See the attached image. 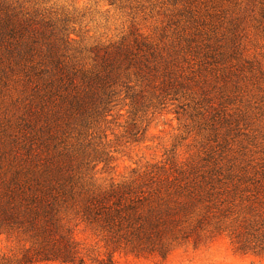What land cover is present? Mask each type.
I'll use <instances>...</instances> for the list:
<instances>
[{"label": "rangeland", "instance_id": "374dc122", "mask_svg": "<svg viewBox=\"0 0 264 264\" xmlns=\"http://www.w3.org/2000/svg\"><path fill=\"white\" fill-rule=\"evenodd\" d=\"M24 22L49 36L69 33L72 61L88 69L92 49L125 40L150 44L154 55L140 53L145 73L122 69L118 101L98 124L52 139L51 116L23 117L33 92L17 65ZM36 130L53 153L62 142L78 149L83 138L89 185L103 191L154 167H179L196 172L190 180L233 181L264 201V0H0V136L25 153L18 144ZM72 226L77 264H264L240 252L230 232L206 231L200 241L170 234L163 253H150L115 247L96 224ZM21 248L0 237V254Z\"/></svg>", "mask_w": 264, "mask_h": 264}, {"label": "trees", "instance_id": "16d2710c", "mask_svg": "<svg viewBox=\"0 0 264 264\" xmlns=\"http://www.w3.org/2000/svg\"><path fill=\"white\" fill-rule=\"evenodd\" d=\"M18 28L22 64L17 65L26 86L33 87L23 117L51 116L45 133L52 139L60 133L64 137L73 125L82 137L98 124L118 101L122 69L137 68L142 53L154 55L150 44L125 40L92 49L88 69L72 61L69 33L49 36L29 22ZM137 70L145 73L141 64ZM27 123L24 119V128ZM41 134L36 130L32 137L24 136L27 143L18 145L25 153L7 147L0 136V237L15 238L22 247L18 255L0 254V264H77L76 219L96 224L118 248L163 253L170 234L190 232L200 241L206 231L230 232L240 252L264 257V201L258 194L247 196L249 191L233 181L223 183L212 176L190 180L196 172L179 167H154L132 183L103 191L89 185L83 138L78 149L62 142L53 153ZM39 142L44 152H39Z\"/></svg>", "mask_w": 264, "mask_h": 264}]
</instances>
